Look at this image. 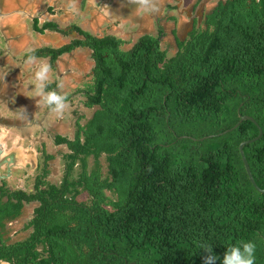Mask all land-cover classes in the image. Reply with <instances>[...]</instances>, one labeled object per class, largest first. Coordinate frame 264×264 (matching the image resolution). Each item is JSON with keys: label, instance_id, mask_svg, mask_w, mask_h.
Masks as SVG:
<instances>
[{"label": "trees", "instance_id": "obj_1", "mask_svg": "<svg viewBox=\"0 0 264 264\" xmlns=\"http://www.w3.org/2000/svg\"><path fill=\"white\" fill-rule=\"evenodd\" d=\"M33 28L72 35L33 49L53 65L91 51L92 78L78 92L95 110L72 138L55 136L68 148L60 182L48 179L55 156L44 149L32 190L0 185V264H204L205 244L222 264L245 242L264 264V192L239 148L261 128L244 151L264 188V0H218L171 56L162 34L124 49L123 38L78 24L35 18ZM242 115L257 124L219 135ZM32 202L29 233L15 239L9 223Z\"/></svg>", "mask_w": 264, "mask_h": 264}, {"label": "rangeland", "instance_id": "obj_2", "mask_svg": "<svg viewBox=\"0 0 264 264\" xmlns=\"http://www.w3.org/2000/svg\"><path fill=\"white\" fill-rule=\"evenodd\" d=\"M217 2L160 0L158 14L141 15L136 12L135 5L127 4V0H77L78 12L75 13L68 10L69 0H0V11L11 13L0 17V89L4 82L11 83L3 92L4 97H0V129L8 131L16 139L21 137L23 151L35 163L34 167L30 163L29 167L12 172L0 168V179L13 189H32L36 175L42 170L45 149L55 156L49 164L48 179L60 182L68 148L65 144H57L55 136L61 134L72 138L80 115L85 116L84 122L95 110L84 105L85 98L78 92L92 78L94 61L91 51L86 48L63 54L55 65L49 58H40L51 65L49 84L55 83L56 89L57 83H62V93L71 95V98L61 117L51 113L46 106L37 107L32 91V71L24 66L25 55L30 49L42 46L60 47L70 42L72 35L52 30L37 32L33 28L34 18L39 19V25L55 21L62 28L78 24L98 36L114 34L127 42L124 49L130 48L144 34H162V47L171 56L178 50L177 37L184 39L194 28L195 21L199 26L204 14ZM22 181L25 182L22 184ZM35 206V202L26 204L22 216L9 223L13 238L23 239L28 235L29 231H25L24 226Z\"/></svg>", "mask_w": 264, "mask_h": 264}, {"label": "clouds", "instance_id": "obj_3", "mask_svg": "<svg viewBox=\"0 0 264 264\" xmlns=\"http://www.w3.org/2000/svg\"><path fill=\"white\" fill-rule=\"evenodd\" d=\"M127 4L135 5L136 12L141 15L160 12V0H127ZM68 10L78 12L77 0H69ZM33 53L34 50L30 49L24 60V66L32 71L33 98L36 99L37 107L46 106L51 113L61 117L68 108V98L61 91L63 84L57 83L56 89L48 90L51 82V65ZM201 249L208 253L204 258V264H215L218 257L213 254L212 245H202ZM255 251L254 242L228 246L222 264H255Z\"/></svg>", "mask_w": 264, "mask_h": 264}, {"label": "flooded vegetation", "instance_id": "obj_4", "mask_svg": "<svg viewBox=\"0 0 264 264\" xmlns=\"http://www.w3.org/2000/svg\"><path fill=\"white\" fill-rule=\"evenodd\" d=\"M1 131H2V135H0V143H1V149H2L1 159H6V162L3 164L4 167L2 166L1 168L5 169L6 172L7 171L12 172L14 169H17V168L29 167L30 163H33V167H34L35 166L34 160L29 157V154L25 153V151L24 153H21L22 155L19 153H18L19 155L17 154V152L21 150L18 144L21 141V137H18L16 139V136L11 137L8 131L0 129V132ZM15 154H17V156ZM29 173L31 174V170H29ZM3 182L5 181L2 180V183ZM24 182L25 181H22V184Z\"/></svg>", "mask_w": 264, "mask_h": 264}, {"label": "water", "instance_id": "obj_5", "mask_svg": "<svg viewBox=\"0 0 264 264\" xmlns=\"http://www.w3.org/2000/svg\"><path fill=\"white\" fill-rule=\"evenodd\" d=\"M244 120H251V121H253V122H255V123L257 124L256 120H255L252 116H250V115H242L241 118H240V120H239V121H238V122H237L232 128H230V129H228V130H226V131L220 133L219 135H221V134H225V133H227V132H229V131H231V130L237 128V127L239 126V124H240L242 121H244ZM261 134H262V130H261V128H260V135H261ZM260 135H259L258 137H255V138H252V139H248V140L243 141V142L240 144L239 148H240V152H241V155H242L243 161H244V163H245V167H246V170H247V173H248V176H249L251 182L253 183V185H254L259 191L264 192V188H261V187L258 186V184L256 183V180H255V178H254V176H253V173H252V170H251L250 164H249V162H248V159H247L246 154H245V151H244V147H245V145L248 144V143H250V142H252V141L257 140V139L260 137ZM207 137H213V135L205 136V137L201 138V140H204V139H206ZM194 139H195V138H194ZM1 155H2V149H1V143H0V168H1V165H3V164L6 162L5 159H1Z\"/></svg>", "mask_w": 264, "mask_h": 264}, {"label": "crops", "instance_id": "obj_6", "mask_svg": "<svg viewBox=\"0 0 264 264\" xmlns=\"http://www.w3.org/2000/svg\"><path fill=\"white\" fill-rule=\"evenodd\" d=\"M3 14H4V16H6V15L8 16L9 14L11 15V13H5V11H3V12L0 11V17H1ZM9 85H11V83H7V82L5 83V82H4V86H5V87H4V86L1 87V89H0V97H2V98L4 97V96H3V94H4L3 92L6 91V90H5L6 88H9ZM11 93H12V92H11ZM11 93H8V94H11ZM10 96H11V95H10ZM23 122H24V121H23ZM23 122L20 124V127H19L20 129H22L21 126H22ZM22 131H23V130H22ZM0 133H1L0 135H2V131H1ZM18 142H19V141H18ZM18 144H19V147L21 148V150L18 151L17 154H18V153H19V154L24 153V151L22 150L23 147L20 145V142H19ZM17 154H15V155L17 156ZM19 154H18V155H19ZM21 155H22V154H21ZM5 161H6V159H5ZM2 166L4 167V165H1V167H2ZM32 189H33V188H32ZM32 189H29V190H32Z\"/></svg>", "mask_w": 264, "mask_h": 264}]
</instances>
